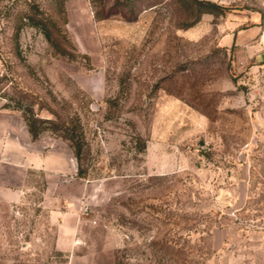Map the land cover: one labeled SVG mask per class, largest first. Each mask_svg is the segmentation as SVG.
Wrapping results in <instances>:
<instances>
[{
	"label": "rangeland",
	"instance_id": "rangeland-1",
	"mask_svg": "<svg viewBox=\"0 0 264 264\" xmlns=\"http://www.w3.org/2000/svg\"><path fill=\"white\" fill-rule=\"evenodd\" d=\"M201 1L221 14L192 0H0V157L23 164L19 201L0 200V264H264V65L219 42L224 20L264 17V0ZM3 104L71 128L80 159Z\"/></svg>",
	"mask_w": 264,
	"mask_h": 264
},
{
	"label": "crops",
	"instance_id": "crops-1",
	"mask_svg": "<svg viewBox=\"0 0 264 264\" xmlns=\"http://www.w3.org/2000/svg\"><path fill=\"white\" fill-rule=\"evenodd\" d=\"M223 31L219 36V42L223 46L233 47L242 53V57L253 64L264 65V17L260 12L252 9H244L233 14L222 22ZM11 137V132L7 131ZM16 136V135H14ZM19 147L22 144L19 143ZM22 149H19V152ZM18 149L15 153L18 154ZM21 153V152H20ZM23 182V164L3 160L0 157V200L7 203H17L21 194ZM70 236L61 232L55 239L58 250L70 249ZM86 255L71 259V264L84 262Z\"/></svg>",
	"mask_w": 264,
	"mask_h": 264
},
{
	"label": "trees",
	"instance_id": "trees-1",
	"mask_svg": "<svg viewBox=\"0 0 264 264\" xmlns=\"http://www.w3.org/2000/svg\"><path fill=\"white\" fill-rule=\"evenodd\" d=\"M65 0H55V7L57 10H61L63 7V2ZM97 0H90L93 6H95V2ZM182 1V0H179ZM194 3V9L196 13L199 15L201 13H213V14H221L222 7L219 6L216 3L213 2H207V1H201V0H192ZM95 16L101 17L102 12L98 9H95L94 11ZM43 14V13H41ZM111 13H107L106 16L110 15ZM28 25L37 27L41 33L43 34L44 38L49 42V44L60 54L71 57L72 54L65 51V49L61 48L59 44L56 42L55 39L52 38V33L49 27H47V21L41 17L40 19H35L34 14L27 16V22ZM2 108H10V109H17L22 112L23 121L25 123L26 129L31 136L32 139H36L43 130H50L51 132H56L59 130V133H57L62 138H65L71 142V146L74 151V155L77 158V160L80 159V155L82 152V146L83 143L81 140H73L71 135V128H68V126H57L55 121L48 118H40L35 115L32 107L30 106H20L19 104H16L14 106L3 104L1 106ZM41 124H50L51 127H42Z\"/></svg>",
	"mask_w": 264,
	"mask_h": 264
}]
</instances>
